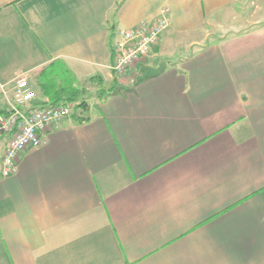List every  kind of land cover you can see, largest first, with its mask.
<instances>
[{"label": "crops", "instance_id": "crops-1", "mask_svg": "<svg viewBox=\"0 0 264 264\" xmlns=\"http://www.w3.org/2000/svg\"><path fill=\"white\" fill-rule=\"evenodd\" d=\"M238 1L0 0V115L18 77L81 93L0 173V264H264V24ZM162 9L116 74L117 30Z\"/></svg>", "mask_w": 264, "mask_h": 264}, {"label": "built area", "instance_id": "built-area-1", "mask_svg": "<svg viewBox=\"0 0 264 264\" xmlns=\"http://www.w3.org/2000/svg\"><path fill=\"white\" fill-rule=\"evenodd\" d=\"M168 24V11L162 9L160 15L152 21L142 20L134 26L120 27L112 45V70L122 75L129 67L144 61L158 44ZM73 109L74 104L68 101H36L28 79L18 77L12 100L5 113L0 115V136L8 137L0 160L1 176L12 174L21 153L38 147L47 131L69 116Z\"/></svg>", "mask_w": 264, "mask_h": 264}, {"label": "rangeland", "instance_id": "rangeland-1", "mask_svg": "<svg viewBox=\"0 0 264 264\" xmlns=\"http://www.w3.org/2000/svg\"><path fill=\"white\" fill-rule=\"evenodd\" d=\"M236 11L241 19V22H249L247 28L251 27L250 22L253 20L264 24V0H239ZM149 55L145 60H147Z\"/></svg>", "mask_w": 264, "mask_h": 264}, {"label": "trees", "instance_id": "trees-1", "mask_svg": "<svg viewBox=\"0 0 264 264\" xmlns=\"http://www.w3.org/2000/svg\"><path fill=\"white\" fill-rule=\"evenodd\" d=\"M95 77H93L92 79H94ZM78 92V96L81 94L80 91H76ZM107 94V93H106ZM77 97L75 96H70V93H68V95L66 96L67 98L65 99L66 101H69V102H76L77 101ZM58 100H55V101H51V103H57ZM84 104V101H79L78 103L75 104L76 107L80 106V105H83Z\"/></svg>", "mask_w": 264, "mask_h": 264}]
</instances>
